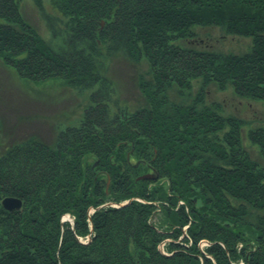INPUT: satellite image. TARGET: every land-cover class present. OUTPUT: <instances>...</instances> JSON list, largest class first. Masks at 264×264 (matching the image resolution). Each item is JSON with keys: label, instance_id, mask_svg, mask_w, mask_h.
Listing matches in <instances>:
<instances>
[{"label": "trees", "instance_id": "trees-1", "mask_svg": "<svg viewBox=\"0 0 264 264\" xmlns=\"http://www.w3.org/2000/svg\"><path fill=\"white\" fill-rule=\"evenodd\" d=\"M21 1L0 0V60L89 95L50 143L0 149V264H264V164L248 121L210 99L215 87L264 102V0H50L60 16L34 0L48 38ZM215 28L249 49L213 47ZM116 55L142 67L133 109L106 73ZM248 135L264 159V127Z\"/></svg>", "mask_w": 264, "mask_h": 264}, {"label": "rangeland", "instance_id": "rangeland-1", "mask_svg": "<svg viewBox=\"0 0 264 264\" xmlns=\"http://www.w3.org/2000/svg\"><path fill=\"white\" fill-rule=\"evenodd\" d=\"M45 10L52 16H60V12L50 0H43ZM24 17L44 37H50L49 21L40 11L34 0H22L20 3ZM203 34V29L200 30ZM212 35L213 47L225 52L243 53L251 45V39L227 35L220 36V29L209 31ZM140 65L130 62L123 55L113 56L107 65V75L113 82L114 97L122 103H128L131 109L143 103V98L137 84V73ZM89 91H79L64 84L61 80L34 82L20 77L14 68L0 60V149L14 141L35 136L50 143L57 132L71 124L80 121L84 106L88 100ZM210 99H215L224 105L226 114L248 121L242 129L244 144L251 156L264 164L259 156L258 147L252 144L248 135L249 129L264 127V102L249 101L236 96L229 88L226 91L211 88ZM127 201V200H126ZM115 205H118L117 203ZM72 220L69 214L62 221ZM158 221L157 217L153 221ZM187 225L183 227L186 235ZM183 235L178 238L181 239ZM171 238L164 239L159 248L167 253L165 244ZM209 244L207 240L199 242L203 250ZM170 253V252H168ZM244 262L240 261L239 264Z\"/></svg>", "mask_w": 264, "mask_h": 264}, {"label": "water", "instance_id": "water-1", "mask_svg": "<svg viewBox=\"0 0 264 264\" xmlns=\"http://www.w3.org/2000/svg\"><path fill=\"white\" fill-rule=\"evenodd\" d=\"M138 164H139V162L136 163V165H138ZM153 177L155 178V177H157V175H155L154 173H145V174L138 176L137 178L142 179V178H153ZM128 202H129V200L124 201L120 204H126ZM2 205L6 209L20 208L22 205V200L18 197H15V196H7V197H4L2 199Z\"/></svg>", "mask_w": 264, "mask_h": 264}]
</instances>
